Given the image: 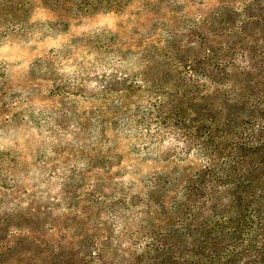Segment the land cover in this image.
<instances>
[{
  "label": "rangeland",
  "instance_id": "rangeland-1",
  "mask_svg": "<svg viewBox=\"0 0 264 264\" xmlns=\"http://www.w3.org/2000/svg\"><path fill=\"white\" fill-rule=\"evenodd\" d=\"M263 206L264 0H0V264H246Z\"/></svg>",
  "mask_w": 264,
  "mask_h": 264
},
{
  "label": "trees",
  "instance_id": "trees-1",
  "mask_svg": "<svg viewBox=\"0 0 264 264\" xmlns=\"http://www.w3.org/2000/svg\"><path fill=\"white\" fill-rule=\"evenodd\" d=\"M261 214L262 221L259 222L260 227L256 230H252V232L248 235L246 239V247L242 248V256L252 258V260L247 262L246 264H264V206L262 208ZM257 238L262 240V243L259 245V247H255L254 244Z\"/></svg>",
  "mask_w": 264,
  "mask_h": 264
}]
</instances>
